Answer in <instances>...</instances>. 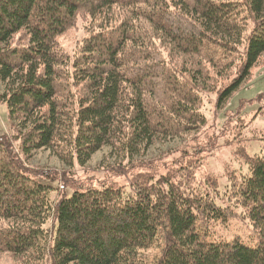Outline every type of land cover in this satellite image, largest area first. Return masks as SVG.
Masks as SVG:
<instances>
[{
  "label": "trees",
  "instance_id": "16d2710c",
  "mask_svg": "<svg viewBox=\"0 0 264 264\" xmlns=\"http://www.w3.org/2000/svg\"><path fill=\"white\" fill-rule=\"evenodd\" d=\"M80 25L71 56L59 37ZM263 57L264 0H0L11 120V136L0 134V254L14 264H264V143L254 155L238 149L248 171L231 168L223 194L214 176L196 181L191 159L139 171L130 192L69 179L55 189L20 160L43 149L83 165L107 147L133 161L205 125L201 93L233 76L225 101ZM238 207L255 245L211 240Z\"/></svg>",
  "mask_w": 264,
  "mask_h": 264
},
{
  "label": "rangeland",
  "instance_id": "374dc122",
  "mask_svg": "<svg viewBox=\"0 0 264 264\" xmlns=\"http://www.w3.org/2000/svg\"><path fill=\"white\" fill-rule=\"evenodd\" d=\"M82 28L80 25L59 37L61 47L71 56L84 36ZM175 62L182 66L181 62ZM185 62L189 64L190 61ZM232 81L233 76L226 80L218 79L214 89L201 93L205 125L173 137L166 143L157 144L148 153L134 157L133 161H124V165L119 164L122 157L114 160L107 147L98 151L83 165L76 161L72 165L61 162L43 149L33 152L29 160L20 154L21 165L33 178L36 177L55 189L69 179L71 183L84 182L99 187L115 184L130 192V182L139 171L153 168L151 171L166 173L179 162L185 164L191 159L196 181L214 176L217 178L218 189L223 194L224 187L229 182L225 176L231 168L236 172L248 171V165L239 155L238 149L243 146L249 155H254L261 151L264 143V57L232 95L225 101H220V92ZM8 114L7 104L0 102V134L11 136ZM14 144L12 143L13 146ZM188 149L192 150L191 154L181 152ZM43 173L46 176L40 177ZM68 186L63 192L70 196L75 188ZM63 192H53L54 198L57 199ZM218 202L225 205L223 197ZM232 215L227 222H217L212 226L210 239L220 241L238 237L247 244L255 245L256 239L247 218L243 216L244 210L238 207ZM16 261L18 260L7 253L0 254V264H14Z\"/></svg>",
  "mask_w": 264,
  "mask_h": 264
}]
</instances>
